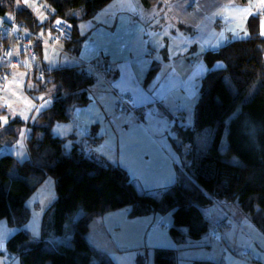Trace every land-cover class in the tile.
<instances>
[{
	"label": "trees",
	"instance_id": "16d2710c",
	"mask_svg": "<svg viewBox=\"0 0 264 264\" xmlns=\"http://www.w3.org/2000/svg\"><path fill=\"white\" fill-rule=\"evenodd\" d=\"M111 1L47 0L49 13L44 22L32 7L18 8L16 0L0 1V14L15 12L19 22L35 31L47 27L57 15L67 19L73 25V34L62 44L67 51L78 55L88 35L80 33L79 21L93 17ZM162 1L141 0L145 7L159 5ZM53 7L56 12L51 11ZM77 8L82 11L81 17L74 14ZM249 19L252 33L249 38L234 40L205 54L210 66L217 60L223 61L225 66L213 68L203 77L194 123L178 131L192 144L185 167L209 187L210 194L214 193L211 201L200 195L194 186L190 187L183 173L178 183L155 196L140 192L124 167L89 154L78 143L67 150L66 138L55 135L53 126L70 121L72 109L89 102V87L96 75L78 65L48 67L42 62L44 43L38 44L47 87L36 71L33 78L41 81L40 91L53 84L55 98L52 105L41 111L40 123L32 124L33 133L27 139L29 157L19 160L10 152L0 154V218L7 217L10 224L27 222L31 211L26 201L48 175L55 178L57 198L44 216L45 228L57 235L64 234L69 216L79 209L84 213L74 221L70 244L60 243L51 248L47 246L46 236L34 239L22 229L12 235L8 239V250L19 254L22 264H92L93 260L99 264H117L105 251L89 242L86 233L96 216L122 208H128L130 217L171 212L173 223L169 230L178 242H186L188 237L199 238L207 231L209 221L202 206L215 201L236 202L255 226L264 231V38L258 35L257 16ZM155 69L151 68L147 79L153 76ZM235 106H241L243 114L232 122L230 134L225 135L223 120ZM20 122L24 121L16 117L0 129V147L2 142L17 138ZM208 128L217 129L220 138L206 151H201L197 135ZM188 160L192 161L190 165ZM184 226L187 233L183 232ZM154 255L159 264L178 262L175 248H157ZM192 264L221 263L195 259Z\"/></svg>",
	"mask_w": 264,
	"mask_h": 264
},
{
	"label": "crops",
	"instance_id": "0c3cea01",
	"mask_svg": "<svg viewBox=\"0 0 264 264\" xmlns=\"http://www.w3.org/2000/svg\"><path fill=\"white\" fill-rule=\"evenodd\" d=\"M235 2L239 7L248 4V0H237ZM129 3L135 6V10L133 7L127 6ZM38 4H45L46 6L44 0H38ZM177 4H179L180 7H176ZM224 4L225 0H169L166 6L163 0L159 5L145 7L141 0H112L103 7V11L99 10L96 13L99 14V19L94 20L93 17H91L79 21L78 26L81 23L85 24L84 29L78 27L80 33L88 35L83 41L78 55H74L67 51L62 43L57 47L44 43L42 49V62L48 67L56 68L77 65L86 67L87 69L91 67L96 75L95 82L89 87V102L72 109V117L69 122L72 123L73 132L66 137L75 138L74 144L78 143L89 154L97 157L102 156L88 151L87 149L89 147L94 149L99 144H104V142L108 140H111V146L115 149L118 143V134L122 130L129 132V135L125 138L128 143L134 144L139 139L137 133L126 128L121 119L122 115H125V113L121 111L133 112L128 107L120 105L121 93L118 88L114 87L116 82H121L122 78L125 77V73L121 70V66L127 65L128 69L135 74L141 69V64L138 63V61H147L150 67L147 68L146 74L140 76L142 86H147L156 82V77H159L160 79L158 82L164 84L166 87H170L174 84L177 90L173 99L176 104H180L186 92L182 82H187L189 76L196 71V65L203 63L207 71L200 73V75L196 77V81H194V83H197L200 90L203 77L209 70L213 68H223L216 66L215 63L213 66H210L205 60V54L209 51H217L221 46L234 40L247 39L250 37H245L243 33L237 35L229 30V26L234 24V17L231 16V18H227L226 15L224 16L225 12L222 11ZM197 5H200V7H197ZM153 11L156 12V19L159 21L158 24H153L147 19L148 14ZM34 12L40 17L41 12ZM12 14L16 15L15 12H12ZM74 14L77 17H81V9H75ZM221 15L225 17L224 21H221ZM176 19H178V21H176ZM105 21H107V23H105ZM43 29L40 31H43ZM150 31H156L160 34V37L163 38L166 47L158 50L163 60L153 59L157 55V47L154 43L149 41L148 33ZM222 32L228 39H224L220 35ZM141 37L149 42L141 45ZM218 41L219 43H217ZM184 48L187 49L186 53L182 51ZM81 52L85 54L87 59L80 56ZM173 52L177 54L172 55L171 53ZM196 53H201V55L197 57ZM63 54H66L70 58L66 59L64 56L62 59ZM49 56L53 59H45V57ZM223 65L225 66L224 62ZM151 68H156L155 72L150 79H147ZM29 74L28 72V77ZM37 80L40 84L41 81L38 78ZM124 94H128L132 97L131 93ZM132 106L136 108L134 113L137 116L146 110L143 104ZM149 107H151V105H149ZM157 107H159V105H157ZM187 114L186 110L181 109L179 112L169 117L177 121L173 127V131L176 130L178 132L182 128L184 129L193 125L194 118L191 125H186ZM180 120L185 121L184 126H181ZM81 129L85 130L83 136L79 134ZM109 129L113 130L111 134H109ZM77 137L81 138V140L78 141ZM169 138L168 141L166 140L167 146H165V141L159 139L150 145L155 158L154 172L156 176H158L156 182L159 184L164 183L169 168L173 170L177 169V165H175L171 159L170 151L173 150L169 148V145L172 144L180 147V144H177L173 138ZM5 149L6 145L2 142L0 154L3 153ZM179 152L182 151L178 150V153ZM112 154L119 155L117 152H113ZM126 170L128 171V169ZM128 173L130 172L128 171ZM160 191L163 192L165 190L161 189ZM215 203L219 204L220 213H216V220L213 224H217L216 226L220 229L221 235L214 260L224 264L223 258L225 250L230 246V238L225 236L226 232L233 233L231 238L238 241L237 245L242 247V253L245 252L243 246L247 242L249 235H257V233H255L250 226L253 225V223H251L249 217L241 212L236 202ZM170 214L171 212L164 215L150 213L130 217L128 215V208H122L107 212L102 215V218L105 226L110 227L112 230L111 231L107 227L111 237L115 232L113 229L120 227V236L126 244L129 245V243H131L133 248L141 249L143 247H153L155 251L157 248H174L166 243L167 241L170 242L169 240L172 241V236H170L167 228L169 229L172 225L173 216L171 215V219L168 220L167 223L160 220V217H168ZM245 218H247L249 223H245ZM244 223L247 227L243 225ZM151 240L152 242H149ZM226 243L227 245H225ZM252 243L255 247L254 249H248V252L252 253L255 261L254 263L264 264V247L260 245L259 240H253Z\"/></svg>",
	"mask_w": 264,
	"mask_h": 264
},
{
	"label": "snow or ice",
	"instance_id": "6c2138e0",
	"mask_svg": "<svg viewBox=\"0 0 264 264\" xmlns=\"http://www.w3.org/2000/svg\"><path fill=\"white\" fill-rule=\"evenodd\" d=\"M165 5L167 6L169 0H164ZM18 4H23L29 8L36 7L37 12H41V9L44 7L43 5L38 4V0H17ZM47 3V0H45ZM128 7H133L135 10V6L129 3ZM176 7H180L179 4ZM200 7V5H197ZM52 12H56V9L51 8ZM103 11V7L100 9ZM223 12L228 13V15L234 17V27L231 28L233 33L239 35L243 33L245 37L251 36V32L249 30V25L251 20L249 18L253 17L256 14L258 18V35L264 37V0H248V4L243 7L235 6V0H229V5H225L222 8ZM5 15L11 19H15L12 12H7ZM41 20L47 19L46 14L41 12L39 17ZM99 14L93 16V19H99ZM147 19L151 21L153 24H158L159 21L156 19V12L148 14ZM4 23V16H0V25ZM54 23L56 25L67 24L68 21L64 20L62 17L55 18ZM107 23V21H105ZM80 29L85 28V24L81 23L78 26ZM61 32L64 29L61 27ZM13 31L19 32L20 26L19 24L15 25ZM25 33L29 32L28 28L23 30ZM170 35V34H169ZM220 35L224 39H228V37L224 36V33H220ZM44 32L41 31L38 33V38H43ZM48 36L52 37L51 29L48 30ZM149 41L154 43L157 47V55L153 58L156 60H163V57L159 54V49H164L166 45L163 42V38L160 37V34L156 31H150L148 33ZM57 43L59 42L58 36L56 37ZM149 41H145L143 37L140 38L141 45L148 43ZM34 41L29 40V45H34ZM47 43V40L44 41ZM219 43V41L217 42ZM86 46V44H85ZM26 47L24 45L17 44L11 50L7 51L3 56H0V61H5L6 58L10 57H19L21 49ZM183 52H187V49H182ZM172 55H176V52L171 53ZM197 57L201 55V53H196ZM80 56L84 59H87L83 52L80 53ZM45 59L52 60V57H45ZM67 59V57H66ZM141 64L140 71L133 74L127 65L121 66V70L124 71L125 77L122 78L121 82H116L114 84L115 88H118L121 94L131 93L133 99L129 100L128 103L132 105H140L143 104L145 106V111L141 112L139 116L135 115L134 112H129L127 115H122L121 119L126 128H129L132 132L137 133L139 139L134 143L130 144L125 139L129 132L121 131L118 134V143L113 149L111 146V140L105 141L104 144H99L96 148H88V151L94 152L99 156L104 157L109 164L115 165H123L126 169L131 171L133 176L134 183L138 186L140 191H147L153 188H159L166 190L169 186L178 183L181 178V173H183L190 187H193L198 190L200 195L207 197L209 201L212 200L213 194L207 185H205L199 177L190 174L185 167V160H187V154L191 150V145L183 144L180 137L177 135L175 131H173L174 125L177 123L175 119H171L169 117L173 116L175 113L179 112L181 109H184L188 113L187 124L191 125L193 123V118L195 115V104L197 98L199 96V88L196 81V77L200 75V73L207 71L205 65L200 63L196 65V71L189 76L187 82H182L183 86L186 89L184 94V99L180 104H176L174 102L173 97L175 96L176 86L173 84L170 87H166L164 84H160L159 77H156V82H153L150 85L142 86V81L140 76L146 74L147 68L150 67L147 61H138ZM30 64V61H29ZM216 66L224 67L222 61H215ZM31 66V64H30ZM9 67L13 70L19 68L18 64L12 63L9 64ZM92 71V68H89ZM27 71H14L12 78H8L7 75L5 79L7 80L6 87H0V92L6 93L3 96V104H0V109H10V115H0V123H3L5 127L10 122L11 116L18 115L15 110L16 101L14 99H10L7 93H11L13 96H20V92L17 90V85L20 87L24 86V81L22 78L27 77ZM41 81H44V87H47V78L41 74ZM47 93H44L40 98L44 99V96ZM27 103H31L30 101H26ZM151 105V107H149ZM159 105V107H157ZM36 111H40V109H35ZM243 114V109L241 106H235L225 117L223 120V134L228 135L231 131V124L234 120L238 119ZM28 116H24V119H28ZM181 126L185 125L184 120H180ZM85 133L84 129L80 130V135L83 136ZM167 135L174 139L177 144H183L182 152L170 151L171 159L175 165H177V169L173 170L171 168L168 169L165 181L163 184H159L157 182L149 183L148 177L153 174L154 166H155V158L151 151L150 145L155 143L157 139L164 140V135ZM19 135L22 137L24 132H20ZM220 138V132L217 129L208 128L203 132L198 134V144L201 151H206L207 147L216 139ZM223 143V141H222ZM17 144L23 148V142L17 141ZM72 142L69 141L66 147L71 148ZM165 146H167L165 141ZM107 147V150H106ZM113 152L119 153V155H113ZM24 151L17 152L18 157L24 156ZM190 165L192 163L191 160L187 161ZM45 184H52L53 181L51 178L44 181ZM52 195V193H50ZM43 203V201H41ZM205 215L212 217L216 213H220L219 204L215 205L212 208H208L204 210ZM39 213H34L33 219L25 224L26 228L32 229V237L34 239H38L40 237V232L36 227V217ZM170 214L168 217H160V220L167 223L168 220L171 219ZM245 223H249L247 218H245ZM257 235H249L247 242L243 246L245 248V252L242 255H246L248 249H254L253 240H259L260 245L264 247V231H261L259 227L250 225ZM233 233L226 232L225 236L231 238ZM212 237H215L217 241L220 240V236L214 230L211 234ZM174 246V245H173ZM201 249V252L196 254H202V246H197ZM0 250L4 253L8 252V237L5 233H0ZM0 264H9L7 255H0ZM12 264H21L19 258H15L12 261ZM92 264H99L98 261L93 260ZM237 264H244L243 261L237 262Z\"/></svg>",
	"mask_w": 264,
	"mask_h": 264
},
{
	"label": "rangeland",
	"instance_id": "374dc122",
	"mask_svg": "<svg viewBox=\"0 0 264 264\" xmlns=\"http://www.w3.org/2000/svg\"><path fill=\"white\" fill-rule=\"evenodd\" d=\"M0 1H10V0H0ZM225 5H229V0H225L224 6ZM43 6H45V4H43ZM235 6L237 5L235 4ZM225 15L227 16V18H231V16L228 15V13L226 12L224 13V16ZM45 20H41V21H45ZM224 20H225V17L221 15V21H224ZM176 21H178V19H176ZM234 26H235L234 24L230 25L229 30L231 31V28ZM47 38L49 39V36H47ZM221 43H224V42H221ZM64 56L65 58L66 57L70 58L66 54L65 55L63 54L62 59L64 58ZM14 58L22 61V64L19 65V68L16 70L11 69L9 72L8 78H12L14 71H27V73L29 72L30 74H29V77L27 76V77L22 78L24 81L23 87H20L19 85L16 86L17 90L20 92V96L17 97V96H13L11 93H7L10 99H14L16 101L15 110L18 113V115L11 116L10 120H13L16 117H19L24 122L22 123L20 122L17 124V130H18L17 138L14 139L12 142H7V141L4 142V144L6 145V149L4 150V153L10 151L19 160H24L29 157L27 139L33 133L32 124L40 123L39 115L41 111H43V109H45L46 107L52 105L54 98H55V89H54V85L52 84L50 87L46 88L45 90L40 91L39 81L37 79H33L32 77L33 71L28 68L29 65H28L27 58L26 57L20 58V57H15V56ZM89 68L90 67H88V69ZM6 86H7V80H6L4 87ZM34 90H38V91H34ZM44 93H47V95L44 96V99H41L40 97ZM5 94L6 93L4 92L0 93V104H3V96ZM26 101H30L31 103H27ZM37 108L40 109V111H36L35 109ZM120 109L124 110L123 108H120ZM0 110H2L0 115H10L11 114L10 109L4 108ZM121 112L125 113V115L129 113L128 111H125V112L121 111ZM24 116H28L29 118L24 119ZM187 117H188V114H187ZM187 117H186V121H187ZM3 126L5 125L1 123L0 129ZM72 129H73L72 123L69 121L57 122L53 126V132L55 135H58V136L62 135L61 137L65 136L64 137L66 138L65 145H67L69 141L72 142L71 148L74 144L75 138L66 137V136H68L70 133L73 132ZM174 131L180 137L183 144L191 145V148H192L191 141L184 140V138L180 136L176 130ZM20 132H24V135L22 137L19 135ZM112 132L113 130L109 129V134H111ZM197 138H198V135H197ZM169 139H170L169 136L167 135V133H165L164 140L162 141H166V140L168 141ZM77 140L80 141L81 138L77 137ZM17 141L23 142V148H21L20 145L17 144ZM183 144H180V147L170 144L169 148L177 152L178 150L183 151ZM71 148L66 147L67 150H71ZM19 151H24L25 154L23 157L17 156V152ZM128 171L130 172L129 174L133 180L131 171L129 169ZM155 176H156V173L153 171V174L148 177L149 183L156 182V178L158 176L156 177ZM49 178H51L53 183L45 184L44 181ZM44 181L35 189V191L29 196V198L26 201V205L31 211V216L27 222H25L22 225L10 224L7 217L0 218V233H5L8 239L20 229L28 232L32 237V229L26 228L24 225L29 223L33 219L34 213H39V215L36 217V227L38 231L40 232V237L38 239H41L46 236L47 238L45 239L47 241V246L51 248H56L60 243H67V244L71 243V239L73 237V231H74V221L78 219L84 213V211L82 209H79L78 211L75 212V214H73L72 216H69V218L65 222L64 234L57 235L53 232L52 229L50 228L46 229L45 223H44V216L47 213V211L51 208L52 204L57 198V188H56L55 178L52 175L46 176ZM160 190L158 188H153L147 191H140V190L139 191L149 193L155 196H159L162 193V191ZM50 193H52V195H50ZM41 201H43V203H41ZM215 202L208 204L206 206H202L204 215H205V212H204L205 209L212 208L215 205H217ZM241 212L244 213L242 210ZM205 216H206L205 218H207L209 221V228L207 229V231H205L202 234L201 237L196 238V239L188 237V240L186 242L184 241L178 242L174 238V236L171 234L170 230L167 228V231L169 232L170 236H172L171 237L172 241L169 240L170 242L167 241L166 243L167 245L176 248V256L178 260L177 264H192L195 259L214 260V258L216 257L217 245L220 242L217 241L215 237H212L211 234L215 230V231H219L218 235L220 236L221 232H220V229L216 226L217 224L216 223L213 224V222L216 220V214H214L212 217H209L207 215ZM251 223L253 222L251 221ZM243 225L247 227L245 223ZM107 227L104 224L102 215L96 216L91 222L89 229L87 230L86 237L95 247H97L98 249L102 251H105L117 264H159L155 260L153 247H143L142 249L133 248V246H131L132 245L131 243H129L128 245L126 244V242L122 240L120 236V233H121L120 227L113 229L115 230V232L112 237L111 235H109ZM108 228L111 230L110 227ZM182 229L184 233H187L188 231L187 227L184 226ZM44 230L47 231V234L44 233ZM161 238H162V235H161ZM149 242H152V240ZM237 242L238 241L234 240V238L233 239L230 238V246H228L227 249L225 250V254L223 258L224 264H237V262H241V261H243L244 264H255L252 253L248 252L247 250L246 255H242V250H241L242 247H239L237 245L238 244ZM198 245L202 246V254H199V255L196 254L198 252H201V249L197 247ZM225 245H227V243ZM0 255H7L9 264H12V261L18 257L22 264L21 257L19 254L11 253L9 250L7 253H4L2 250H0ZM46 264H50V262H47Z\"/></svg>",
	"mask_w": 264,
	"mask_h": 264
},
{
	"label": "built area",
	"instance_id": "2783aa9c",
	"mask_svg": "<svg viewBox=\"0 0 264 264\" xmlns=\"http://www.w3.org/2000/svg\"><path fill=\"white\" fill-rule=\"evenodd\" d=\"M40 5V4H39ZM33 10L36 11V7H33ZM42 13L48 14V8L44 6L41 9ZM0 16H4V23L0 25V56H3L7 51L11 50L14 45L20 44L24 45L26 47H23L21 49L20 58H27L29 69L32 71H36L38 74V77L41 76V74L45 75L46 69L41 67V57L38 49V44L40 42H43L47 40V43L50 44L53 47H57L60 43H62L64 40L70 39L73 34V25L70 21L63 18L64 20L68 21L67 24L63 25H56L54 23L55 18H59L61 16L57 15L55 16L49 25L43 29L44 36L43 38H38V33L41 31H35L26 26L25 24L19 22L16 18V15H13L15 19H11L7 17L5 14H0ZM19 24L20 31L16 32L13 31V28L15 25ZM61 27L64 29L63 32H61ZM25 28L29 29L28 33H25L23 30ZM51 29L52 31V37L47 38L48 36V30ZM58 36L59 42L57 43L56 37ZM29 40L34 41V45H29ZM30 61V64H29ZM18 64L21 65L22 61L10 57L6 58L5 61H0V87H4L6 83L5 76L9 75V72L12 68L9 67V64ZM1 93V92H0ZM132 97L128 94H121L120 95V105L123 107H128L131 111L135 112L136 108L133 107L131 104L128 103L129 100H131ZM217 234L219 231H216Z\"/></svg>",
	"mask_w": 264,
	"mask_h": 264
},
{
	"label": "water",
	"instance_id": "95a60500",
	"mask_svg": "<svg viewBox=\"0 0 264 264\" xmlns=\"http://www.w3.org/2000/svg\"><path fill=\"white\" fill-rule=\"evenodd\" d=\"M16 4H17V7L19 8V6L21 7V8H24V5H22V4H18L17 3V0H16Z\"/></svg>",
	"mask_w": 264,
	"mask_h": 264
}]
</instances>
